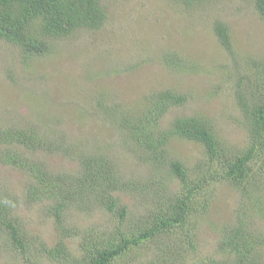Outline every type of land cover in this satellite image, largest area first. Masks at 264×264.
Instances as JSON below:
<instances>
[{
  "label": "rangeland",
  "instance_id": "obj_1",
  "mask_svg": "<svg viewBox=\"0 0 264 264\" xmlns=\"http://www.w3.org/2000/svg\"><path fill=\"white\" fill-rule=\"evenodd\" d=\"M102 1L108 16L101 28L80 29L55 41L45 54L26 56L16 45L0 39V124L38 125L40 134L57 140L53 150L38 149L24 155L54 173L72 176V180L80 175L85 162L104 156L119 162L126 179L150 184L159 171L144 160L142 153L130 151L125 145L108 106L127 104V110L141 109L148 95L173 86L186 102L171 109L165 120L182 114L204 115L224 143L243 147L248 128L220 64L229 63L231 55L264 60V14L258 12L254 1L211 0L208 5L195 7L180 0ZM218 17L232 31L233 48L229 52L216 42L212 26ZM166 65L173 70L168 72ZM173 150L187 164L194 153L204 154L199 144L186 140L175 141ZM250 170L247 188L258 201L239 195L226 180H212L200 191L196 206L191 207L207 253L215 247L220 227L239 217L247 230L263 236L264 255L261 157L249 165ZM30 182L23 170L0 162V198L10 194L20 200L22 207L17 214L25 221L27 232L40 238L35 241V249L43 240L52 244L56 231L42 205L24 200ZM218 182L221 184L213 186ZM137 194L118 193L121 202L131 209H136ZM139 197L142 200L141 194ZM72 217L78 222L73 234L81 238L86 228L107 222L97 213L74 212ZM76 241L70 240V245ZM10 251L0 245V264H15ZM140 254V258L123 264H149L153 247Z\"/></svg>",
  "mask_w": 264,
  "mask_h": 264
},
{
  "label": "trees",
  "instance_id": "obj_2",
  "mask_svg": "<svg viewBox=\"0 0 264 264\" xmlns=\"http://www.w3.org/2000/svg\"><path fill=\"white\" fill-rule=\"evenodd\" d=\"M180 1L195 7L211 0ZM253 1L264 14V0ZM107 16L102 0H0V39L16 45L26 56L41 55L55 41L80 29L101 28ZM212 27L217 45L231 51L228 23L218 17ZM165 69L173 70L170 65ZM220 69L231 81L235 105L248 128L247 143L241 148L224 143L204 115L182 114L165 120L171 109L186 102L174 86L148 95L141 109L127 110V104L108 106L125 145L142 153L159 171L150 184L126 179L119 162L104 156L85 162L73 180L54 173L24 152L53 150L56 138L40 134L38 125L0 124V162L29 175L32 182L24 200L42 205L56 231L52 244L43 240L34 249L40 238L27 232L17 214L20 200L10 194L0 198V245L10 248L9 257L15 264H123L140 258L151 247L154 255L149 264H264L263 236L247 230L241 218L220 227L216 245L207 253L196 231L197 219L191 214L200 191L212 180H226L239 195L256 199L247 188L248 167L260 157L264 162V60L231 55ZM177 140L199 144L204 154L194 153L193 159H198L193 165V159L185 163L173 153ZM122 191L141 194L142 200L137 194L136 209L121 202L118 193ZM74 212L101 214L107 222L95 226L98 229L86 228L81 238L73 234L78 230ZM72 239L77 240L74 246Z\"/></svg>",
  "mask_w": 264,
  "mask_h": 264
}]
</instances>
